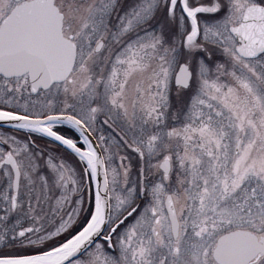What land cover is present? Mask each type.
I'll return each mask as SVG.
<instances>
[{
	"label": "rangeland",
	"instance_id": "obj_1",
	"mask_svg": "<svg viewBox=\"0 0 264 264\" xmlns=\"http://www.w3.org/2000/svg\"><path fill=\"white\" fill-rule=\"evenodd\" d=\"M251 1L264 0H238L237 6ZM56 4L64 16V35L77 46L74 72L64 83L31 95L25 110L36 116L70 113L95 133L112 205L108 240L113 236L117 244L138 245L133 258L140 264H150L149 245L144 244H169L170 252L177 247L167 264H216L212 252L221 235L244 229L264 237V69L235 56L228 32L233 21L207 13L216 12L217 0ZM15 5L14 0H0V22ZM101 41L104 47L95 53ZM183 61L193 73L187 90L174 87ZM23 138L0 131V158L10 151L24 166L21 191L44 195L29 197L32 224L12 233L15 240L28 237L34 244H0L2 255L56 245L73 217L86 215L80 194L86 193L89 168L85 173L73 156L36 138L35 148L44 158ZM166 158L172 163L167 179L158 168ZM3 173L8 190L12 175L6 169ZM51 174L60 187L56 201L47 180ZM168 194L180 221L178 243L172 240L163 206ZM38 200L43 208L34 211ZM50 211L65 217L52 230L41 231L39 215Z\"/></svg>",
	"mask_w": 264,
	"mask_h": 264
},
{
	"label": "water",
	"instance_id": "obj_2",
	"mask_svg": "<svg viewBox=\"0 0 264 264\" xmlns=\"http://www.w3.org/2000/svg\"><path fill=\"white\" fill-rule=\"evenodd\" d=\"M14 1L18 5L0 24V75L6 78L28 75L31 94L35 96L40 90L47 91L53 85L61 84L69 78L76 63L77 47L63 34L64 16L56 6L55 0ZM229 32L240 44L237 53L241 58L257 59L264 52V9L258 6L248 7L241 24L231 27ZM102 47L101 41L96 45L95 53L100 52ZM191 81L192 71L188 64L182 63L175 74L174 85L188 89ZM52 125H64L74 129L85 142L87 150L55 133L50 127ZM0 127L36 133L70 151L91 171L94 191L93 216L78 235L45 253L0 258V264H69L75 261L102 238L110 219L109 182L97 141L79 119L65 114L33 118L0 110ZM3 165H9L13 170L15 208L20 170L11 155L0 162V168ZM159 169L164 177L168 178L171 162L168 159L162 160ZM163 205L172 238L177 240L180 223L171 195L165 197ZM262 255L264 238L259 239L245 230L222 235L213 251V259L217 264H248L255 257Z\"/></svg>",
	"mask_w": 264,
	"mask_h": 264
},
{
	"label": "flooded vegetation",
	"instance_id": "obj_3",
	"mask_svg": "<svg viewBox=\"0 0 264 264\" xmlns=\"http://www.w3.org/2000/svg\"><path fill=\"white\" fill-rule=\"evenodd\" d=\"M237 2L238 0H217V5L219 4V6H215L216 12L207 11V13L209 15L215 14L216 15L215 17L221 21L223 20H228V21L230 20L231 22L233 21L230 27H237L241 24L245 11L248 7L258 6L264 9V1H251V2L246 3L242 7L241 6L238 7ZM3 20H1L0 24L3 22ZM63 30H64V23H63ZM228 32H229V29H228ZM231 37H232V41L234 42V54L242 63L247 64V63L256 62L257 64H260L259 66H257L256 69H260V70L264 69V61H263L264 52L257 59H254V60L243 59L237 53V47H239L240 45L239 42L236 40L234 36L231 35ZM41 92H44V91H40L39 93ZM30 96H31V86H30V80H29L28 75H23L20 77H13V78H6L0 75V102H1L0 110L14 113V114L36 116L25 110V108L30 105L29 104ZM5 103H7L8 105H5ZM95 111H96V108H93L92 113H95ZM61 113H66V112H61ZM66 114H70V113H66ZM65 128L66 129H63V130L58 129L57 130L58 133L66 136L68 139L76 143L80 148L86 149L83 141L78 136L76 131H73L72 129L70 130V128L68 127H65ZM88 129L92 133V135L95 137V133L91 130V128L88 127ZM0 131L11 132L9 129H3V128H0ZM238 135L239 133L237 134V136ZM250 135H251L250 137H253L254 131H252ZM241 140H242V136L240 134L238 138V146H239V143H241ZM252 142L254 143L255 140L252 139ZM7 155H12V153H10V151H7L3 155V157L0 158V162L3 161L4 157H6ZM18 162L19 160L16 159V163L20 170V182H19V189L17 192L15 208H13V196H14L13 170L9 165H3L0 168V240H1L0 244H5L7 238H14L12 233L14 231L16 232L15 229L19 231L18 233H21L24 230V228H26L27 226L29 227V225L31 224V216L28 211L29 208H27L30 196L28 193L26 194L25 192L21 191V181H22V174H23L22 170L24 166L21 167L20 162L19 163ZM5 169L8 170L12 175L11 188L8 190H6L4 186V184L8 182L6 178L3 176L4 175L3 172L5 171ZM10 192H11V195H10ZM80 195H82L81 200L84 203V209L82 211H85L86 215L81 216V217H79V215H77L76 217H73L72 215H70L71 217H73L71 221V225H70L71 227L78 225L80 222L86 223L89 217L90 205H88L87 203L88 194L85 193V194H80ZM76 196L77 195L73 197V201L76 200ZM76 205L77 203H75L74 206ZM74 206L73 208H75ZM27 211H28V214L26 215ZM59 211H61V209H59ZM72 212H73V209H70V214H72ZM39 216H42L39 218V220H43L44 222H46V220H50L51 218L50 222H52L53 224H57L60 220V217H65L64 215H62V212L58 213V211H55V212L50 211L44 214L41 213ZM105 235L106 233H104L103 235L104 239L107 236ZM104 239L98 240L96 243H94V245L90 249H88L78 259H76L70 264H74V263L76 264H90V263L96 264L98 263L96 261H102V264H117L116 260L117 261L119 260L118 264H140L137 259L133 258V255L135 253L134 251L137 249L138 245H136L135 247H132V245L127 246L123 244H117V242L113 239V236L111 238V241L104 240ZM105 244H113L112 246L113 252L107 251ZM144 245L146 246L149 245L148 246V251H149L148 259H149L150 264H167V262L169 261L173 262V260L175 259L178 253L177 247H174L173 252H170L169 244H166L165 246L164 244H144ZM140 259L142 260V258ZM248 264H264V255L255 257Z\"/></svg>",
	"mask_w": 264,
	"mask_h": 264
},
{
	"label": "trees",
	"instance_id": "obj_4",
	"mask_svg": "<svg viewBox=\"0 0 264 264\" xmlns=\"http://www.w3.org/2000/svg\"><path fill=\"white\" fill-rule=\"evenodd\" d=\"M23 139L24 140L27 139L29 141V144H31V142L34 144V142H33L34 139H29L28 137H25ZM33 146H34V148L36 147L35 144ZM34 148H31V149H33L34 151H36V153L37 152H40L42 154V156L44 157V154L41 152V149L40 148H35V149ZM56 162H58V161H56ZM40 170H42L41 166L36 165V172L38 173V175H41L40 174ZM170 176H171V174L169 175V177ZM47 177H48L47 180H48L49 184L52 185V192H50V195H53L54 196V199L53 198L52 199L54 201H56L59 198L58 193L60 191L59 190L60 187L59 186L58 187L56 186L58 184H53L54 181H55V179H53V175L52 174H51V179H49V176H47ZM34 183H35L34 185H36V186H38L37 184H39L38 180H36ZM42 188L43 187H41L40 189H42ZM86 188H87V190H86V193H87L88 192V187L85 186V189ZM43 195H44V193H39L38 195L36 193L31 194V190L29 192L30 199L32 198V199L37 200V198H39V197H41ZM46 202H47V205L50 204L49 201H46ZM38 205H40V206L39 207H36V209L34 211H40V209L43 208L42 201H39L38 200ZM50 205H52V204H50ZM44 209L49 210V208H44ZM33 217H37V216H33ZM40 217H42V216H39V218ZM50 220H51V218H50ZM50 220H46V222H43L42 223V224H44L43 226L41 224V220H39L40 221L39 227H40L41 231H45L46 232V230H52L53 229V223L50 222ZM31 224H32V220H31ZM83 225H84V222H81L80 224H78V225H76L74 227H71L70 226L69 227L70 229L68 230L67 234L61 236V238H59L61 240L59 242H57L58 244H56V245H53V246H50V247L44 248V249H33V248H31V249H28V250H24L22 252H19V250H18L17 251L18 253H6V255H2L4 253H0V258H4V257H17V256L20 257V256H26V255H33V254H37V253H41V252H44V251H48V250L54 249L57 246L61 245V243H63L64 241H66L69 238H71L72 236L76 235L80 231V229L82 228ZM28 236H29V234H28ZM26 239H28V237L24 238L23 240H15V238H7L5 244H2V245H4V246H8V245L9 246H14V244H12V243H18V244H25V243L26 244H34V243H32V241L30 239H28V240H26ZM51 243H49V244H51ZM112 246H113V244H105V247L107 248V251H110V252H113V247ZM23 247H24V245H23ZM14 254H17V255H14Z\"/></svg>",
	"mask_w": 264,
	"mask_h": 264
}]
</instances>
